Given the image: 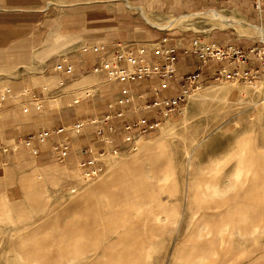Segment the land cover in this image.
<instances>
[{
	"label": "rangeland",
	"instance_id": "374dc122",
	"mask_svg": "<svg viewBox=\"0 0 264 264\" xmlns=\"http://www.w3.org/2000/svg\"><path fill=\"white\" fill-rule=\"evenodd\" d=\"M160 1L127 0L143 9L154 24L149 25L140 11L126 9L125 1L107 0L103 6L109 8V29H116L114 22L122 12L148 31L264 47L260 44L264 25L255 21L250 5L195 1L191 6L182 2L175 10H158ZM210 10L236 26L220 28L217 21L203 16L183 18ZM46 72L45 76L51 75ZM90 74L63 82L58 93L51 88L62 82L55 73L44 84L34 82L29 87L48 88L43 107L63 113L67 103L60 102L61 94L75 90L74 99H79L100 86V73ZM6 88L13 99L24 92L22 86L4 82L0 96ZM263 98V78L254 86L230 76L197 83L154 132L124 140L115 153L99 156L93 151L103 171L90 179L82 176L77 156L59 163L52 153L33 155L22 142H4L0 264H264ZM74 110L77 119L88 113L82 105ZM29 113H36L34 105ZM129 211L136 214L132 217ZM147 212L156 214L146 217ZM109 221L118 225L115 231ZM214 230L218 231L214 234Z\"/></svg>",
	"mask_w": 264,
	"mask_h": 264
},
{
	"label": "crops",
	"instance_id": "0c3cea01",
	"mask_svg": "<svg viewBox=\"0 0 264 264\" xmlns=\"http://www.w3.org/2000/svg\"><path fill=\"white\" fill-rule=\"evenodd\" d=\"M119 1L126 2V9L140 8L132 6L127 0ZM195 1L224 6L234 3L242 4L243 7L250 5L249 10L254 14L255 21L264 25V0H162L158 10H175L182 2L191 6ZM105 2L107 0H0V84L10 82L14 86H22L24 91L36 96L42 93L46 101L48 88H30L29 85L34 82L44 84L46 79L55 77L52 75L55 73L52 68L55 62L66 60L73 66V78L64 79L55 73L63 82H70L80 77H89L99 61L111 53L113 44L121 42L137 46L168 37L171 39L170 45L175 48L177 62L175 73L166 80V87L161 88L162 81L157 77L134 80L128 84H108L100 74V86L85 92L83 98L74 99L75 90L60 95V102L67 103L65 112H51L44 105L31 116V102L26 97H19V94L16 99L10 95L0 110L2 145L4 142H22L43 131L63 129L57 138H50L44 145L38 146L40 154H51L57 142L66 137L70 146L68 156H77L82 161L88 150L91 152L89 155H93V151L99 153L111 146L120 148L124 142V127L128 124L141 119L149 124H160L164 118L151 105L183 93L187 88V76L198 73L197 82L204 83L215 79L222 69L231 72L229 61L207 60L203 63L196 55L184 53L189 44L188 36L148 31L140 21L129 19L125 13L121 12L114 22L116 29L110 30V13L109 8L103 6ZM201 37L204 41L220 46L230 45L243 52H248L255 44L239 45L231 41ZM155 60L151 55L149 62ZM259 66V60L251 56L247 64L240 66V71L258 69ZM46 71L51 75L45 76ZM51 88L54 93L60 92V86L55 83ZM125 89L129 91L130 101L119 104L124 98L122 91ZM80 105L88 113L77 119L74 117V109ZM23 108H27V111L23 112ZM77 123L84 125L80 132L73 130Z\"/></svg>",
	"mask_w": 264,
	"mask_h": 264
},
{
	"label": "built area",
	"instance_id": "2783aa9c",
	"mask_svg": "<svg viewBox=\"0 0 264 264\" xmlns=\"http://www.w3.org/2000/svg\"><path fill=\"white\" fill-rule=\"evenodd\" d=\"M171 39L168 37H162L157 41L150 44L130 46L124 43H116L112 45L111 53L101 59L97 66L93 69L94 72H99L104 81L108 84H128L134 80H142L152 77H157L162 81L161 88L166 87V80L171 78L175 73L177 57L175 54L174 46L170 45ZM188 46L184 50V53H191L196 55L204 63L207 60L212 61H229L232 65L231 72H226L222 69L218 72V77L230 76L238 80L240 83L254 86L260 78L264 81V47H253L248 52H243L241 49L225 45L220 46L215 43L204 41L200 35L191 36L188 39ZM264 45V43L260 42ZM103 48H100L102 50ZM156 58L155 61L149 62L150 56ZM255 56L259 60L258 69H249L244 72L240 71V66L247 64L250 61V57ZM54 72L61 75L64 79H70L74 77L73 66L62 60L53 68ZM198 73L189 75L185 78L186 90L179 96L157 101L151 105V108L155 109L162 118H167L175 109H177L180 103L184 100L188 89L196 85L198 82ZM63 85V81L59 83V86ZM155 92H157L155 90ZM10 95H13L9 88L3 90L0 96V110H2L7 103V99ZM124 98L119 101V104H125L130 101L129 91L127 89L122 91ZM19 96L26 97L36 110L43 108L44 96H36L27 91L19 94ZM261 103L264 104V98ZM23 112L27 111V108L22 109ZM159 123L149 124L145 119L136 121L135 123L128 124L124 127V140L130 141L135 135L146 136L151 132H154ZM84 125L77 123L73 126V130L80 132L83 130ZM63 133V129L55 131H43L37 134L29 136L23 140L22 143L31 148L32 154H40L38 146L44 145L50 138H57ZM107 143V141H105ZM104 143V144H105ZM118 146L108 147L107 150H101L97 154L103 155L106 151L116 152ZM52 154L55 155L56 160L59 163L64 162L70 152V146L68 139L64 137L59 140L57 144L51 149ZM6 149L0 143V155L4 154ZM91 152L88 150L84 154L86 157L80 162V170L82 176L90 179L101 174L103 171L102 166L93 155H89Z\"/></svg>",
	"mask_w": 264,
	"mask_h": 264
},
{
	"label": "bare ground",
	"instance_id": "6f19581e",
	"mask_svg": "<svg viewBox=\"0 0 264 264\" xmlns=\"http://www.w3.org/2000/svg\"><path fill=\"white\" fill-rule=\"evenodd\" d=\"M130 8H132V7H130ZM132 9H133V8H132ZM134 9H137V10L140 11V13L142 14L143 19H144L145 22H147V23L150 24V25H154V24L151 22V20H149L150 18H149V19L147 18L146 14L144 13V11H143L141 8H134ZM195 16H201V17L203 16V17L208 18L209 20H213V21H215V22L217 21V22L219 23V27H220V28H225V27L233 26V25L236 26V24H235L234 22H229L226 18H224V17H222L221 15H219L215 10H210V11L205 12V13H192V14H188V15L184 16L183 18H184V19H189V18H194ZM181 17H182V16H181ZM179 19H180V18H179ZM177 20H178V19H177ZM177 20H172V21H170V22H171V23H174V22H176ZM169 25H170V23L167 24L166 26H162V25H157V26L163 28V27H167V26H169ZM217 26H218V25H217ZM188 153H189V152H188ZM186 155H187V159H188L190 155H189V154H186ZM186 161H187V160H186ZM167 179H168V178H167ZM123 184H124V183H123ZM125 185H126V184H125ZM128 186H130V185H128ZM120 187H121V185H120ZM121 188H122V187H121ZM121 188H120V190H121V192H122V189H121ZM130 192H131V191H130ZM245 192H247V191H245ZM131 193H132V192H131ZM193 194H194V193H193ZM200 195H201V194H200ZM200 195H199V196H200ZM203 195H204V194H203ZM120 196H121V195H120ZM121 197H123V196H121ZM201 197H202V196H201ZM201 197H200V198H201ZM207 197H208V196H207ZM156 198H158V197H156ZM203 198H205V196H203ZM244 198H245V197H244ZM148 200H149V199H148ZM157 200H158V199H157ZM196 200H197V199H196ZM201 200H202V199H201ZM201 200H199V201H201ZM223 200H224V199H223ZM229 201H230V200H229ZM244 201H245V200H244ZM125 203H126V202H125ZM158 203H159V202H158ZM243 203H244V202H243ZM245 203H246V201H245ZM245 203H244V205H245ZM126 204H127V203H126ZM135 204H136V203H135ZM202 204H204V203H203V202L201 203V207L203 208L204 205L202 206ZM109 205H110V204H109ZM205 205H207V204H205ZM208 205H209V203H208ZM208 205H207V206H208ZM137 206H138V205H137ZM156 206H157V205H156ZM159 207H161L162 209H163V207L167 208L166 206H163V207H162L161 205H160ZM111 208H112V207H111ZM161 208H160V210H161V212L163 213V211H162ZM189 209H190V208H189ZM199 209H200V208H199ZM209 209H210V208H208V210H209ZM160 210H159V211H160ZM190 210H191V209H190ZM195 210H196V209H195ZM195 210H194V211H195ZM197 210H198V209H197ZM201 210H202V209H201ZM201 210H200V211H201ZM203 210H204V208H203ZM217 210H218V209H217ZM217 210H216V211H217ZM246 210H247V209H246ZM141 211H142V209L140 210V213L143 214V212H141ZM204 211H205V210H204ZM216 211H214V213H215ZM104 212H108V211H104ZM104 212H103V214H106V213H104ZM111 212H112V211H111ZM111 212H109V213H111ZM166 212H167V211H166ZM196 212H197V211H196ZM207 212H209V211H207ZM109 213H108V214H109ZM129 213L131 214V211H129ZM167 213H168V212H167ZM167 213H166V214H167ZM214 213H212V214H214ZM244 213H245V212H244ZM130 214H129V215H130ZM132 214H136V212H133ZM132 214H131V215H132ZM137 214H138V213H137ZM147 214H148V212H147ZM153 214L155 215L156 213L154 212ZM153 214H151V215H153ZM158 214H159V213H158ZM160 214H161V213H160ZM164 214H165V213H163V215H164ZM168 214H169V213H168ZM191 214H192V213H191ZM194 214H197V213H194ZM212 214L210 213V215H212ZM131 215H130V218H131ZM151 215L148 214V215H146V217L151 216ZM154 215H153V216H154ZM127 216H128V215H127ZM134 216H135V215H134ZM136 216L138 217V215H136ZM169 216H170V214H169ZM173 216H174V215H173ZM173 216H171V217H173ZM191 216H192V215H191ZM206 216H208V215L206 214ZM132 217H133V215H132ZM137 217H136V218H137ZM160 217H161V216H160ZM164 217H166V216H164ZM167 217H168V216H167ZM171 217H170V218H171ZM194 217H195V215H194ZM200 217H201V216H200ZM200 217H199V218H200ZM211 217H212V216H211ZM218 217H219V216H218ZM224 217H225V216H224ZM109 218H110V217H109ZM130 218H129V219H130ZM206 218H207V217H206ZM196 219H197V218H196ZM204 219H205V216H204ZM224 219H225V218H224ZM113 220H114V218H113ZM130 220H131V219H130ZM149 220H150V219H149ZM149 220H148V221H149ZM170 220H171V219H170ZM202 220H203V219H202ZM208 220H210V219H208ZM155 221L158 222V223L160 222V224H161V220H159L158 217H155ZM190 221H191V220H190ZM198 221H200V220H198ZM198 221H197V222H198ZM203 221L205 222V220H203ZM215 221H216V220H215ZM222 221H224V220H222ZM225 221H226V220H225ZM242 221H246V222H247V219H245V220L242 219ZM109 222H110V221H109ZM114 222H115V221H114ZM116 222H117V221H116ZM116 222H115V223H116ZM151 222H152V221H151ZM163 222H164V221H163ZM173 222H174V220H173ZM194 222H195V221H194ZM197 222H196V223H197ZM111 223H112V225H110ZM125 223H126V222H125ZM174 223H175V222H174ZM174 223H173V224H174ZM189 223H190V222H189ZM224 223H225V222H224ZM127 224H128V223H127ZM127 224H126V225H127ZM175 224H176V223H175ZM222 224H223V223H222ZM247 224H248V223H247ZM155 225H157V224H155ZM200 225H201V224H200ZM205 225L207 226V224H204L203 226H205ZM108 226L114 227L115 225H114L113 222H110V223L108 224ZM146 226H147V225H146ZM161 226H162V225H161ZM194 226H197V228H198V224H195ZM194 226H193V227H194ZM208 226H209V225H208ZM208 226L206 227V230H207V229L210 230V227L208 228ZM111 227H110V229H111V230L114 229V231H115V230H116L115 228L118 227V225H116V227H114V228H111ZM129 227H130V226H129ZM190 227H191V226H190ZM216 227H217V226H216ZM216 227H215V228H216ZM221 227H225V225H224V226H221ZM188 228H189V227H188ZM238 228H239V227H238ZM238 228H237V229H238ZM243 228H244V230H245V227L242 225V229H243ZM110 229H109V230H110ZM127 229H128V228H127ZM127 229H125V230L127 231ZM129 229L131 230V228H129ZM132 229H133V228H132ZM134 229H136V228L134 227ZM153 229L155 230L154 227H153ZM218 229H219V228H218ZM220 229H221V228H220ZM223 229H224V228H223ZM223 229H222L221 231H223ZM239 229H241V228H239ZM107 230H108V229H107ZM192 230H193V228H191V231H192ZM246 230L248 231V230H249V227H248ZM122 231H123V230H122ZM122 231H121V232H122ZM149 231H150V229H149ZM159 231L161 232V230H159ZM191 231H190L189 233H191ZM214 231H215V232H214ZM214 231H213V233L215 234L216 231H218V230H214ZM232 231H233V230H232ZM250 231H251V230H249V233H250ZM134 232H135V231H134ZM146 232H147V231H146ZM151 232H153V231H151ZM154 232H155V231H154ZM229 232H231V230H230ZM239 232H240V231H239ZM244 233H245V232H244ZM152 234H153V233H152ZM157 234H158V233H157ZM195 234H196V233H195ZM206 234H207V233H206ZM206 234H205V235H206ZM220 234H221V233H220ZM158 235H159V234H158ZM239 235L241 236V234H239ZM242 235H244V234L242 233ZM247 235H248V234H247ZM134 236H135V234L133 235V237H134ZM147 236L149 237V235H147ZM191 236H193L191 240H194V239L197 238L195 235H191ZM212 236H213V235H212ZM216 236H218V235H216ZM244 236H246V235H244ZM133 237H132V240L134 239ZM194 237H196V238H194ZM126 238H127L128 240H130V238H129L128 236H126ZM126 238H125V239H126ZM137 238H139V237H137ZM204 238H205V237H204ZM214 238H215V237H214ZM217 238H218V237H217ZM189 240H190V239H189ZM196 240H197V239H196ZM196 240H195V241H196ZM206 241H208V240H206ZM128 242H129V241H128ZM203 242H204V241H203ZM203 242H202V243H203ZM209 242H210V241H209ZM207 243H208V242H207ZM128 244H129V243H128ZM195 244H196V243H195ZM212 244H213V243H212ZM112 245H113V244H112ZM192 246H193V248L195 247V245H192ZM196 246H197V245H196ZM207 246H208V245H207ZM205 247H206V245H205ZM137 248H138V247H137ZM139 252H140V251H139ZM135 253H136V252H135ZM208 255H209V254H208ZM208 255H207V257H208ZM190 257H192V256H190ZM207 257H206V258H207ZM195 259H196V257H195ZM202 259H205V258L202 257ZM228 261H232V260H228ZM213 262H214V261H213ZM214 263H215V262H214ZM214 263H213V264H214ZM220 263H221V262H220ZM229 263H230V262H229ZM229 263H228V264H229Z\"/></svg>",
	"mask_w": 264,
	"mask_h": 264
}]
</instances>
